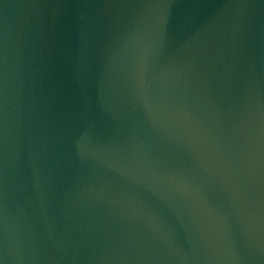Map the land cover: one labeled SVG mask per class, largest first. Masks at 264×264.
I'll return each instance as SVG.
<instances>
[{
  "label": "water",
  "instance_id": "water-1",
  "mask_svg": "<svg viewBox=\"0 0 264 264\" xmlns=\"http://www.w3.org/2000/svg\"><path fill=\"white\" fill-rule=\"evenodd\" d=\"M0 264H264V0H0Z\"/></svg>",
  "mask_w": 264,
  "mask_h": 264
}]
</instances>
